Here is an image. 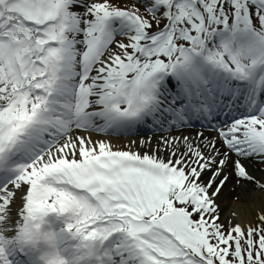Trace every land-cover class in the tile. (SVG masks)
<instances>
[{
    "label": "bare ground",
    "instance_id": "obj_1",
    "mask_svg": "<svg viewBox=\"0 0 264 264\" xmlns=\"http://www.w3.org/2000/svg\"><path fill=\"white\" fill-rule=\"evenodd\" d=\"M77 0L71 1L70 9L74 11L72 17L79 20V15L82 13H88L87 19H96L99 22L95 26L89 23L82 37L89 40H93V35L99 30L102 21L105 18L104 12H101V8L97 5L89 6L88 8H77ZM70 32L71 28L67 27ZM66 30V32H68ZM213 35V34H212ZM211 40L214 41L217 35H213ZM73 40L69 39V42ZM129 38L121 37L120 39H115L107 47L106 53L102 59L93 65L92 72L87 78V94L90 95L89 102L93 103L96 107L111 106L107 113L99 115L98 118L92 122L91 128L88 132L80 133L77 126L72 127V131L67 135L62 142L52 149L48 154L36 159L32 163V167L26 169L24 174H22L14 183H12L7 190L0 192V264H7L9 259L16 256V249L20 246V235H19V224L22 220V210L20 208L22 204V191H25L29 185V181L34 177L42 174L44 171L52 170L60 165H70L73 163H83L86 161V166H96L99 164L107 162V168H113V173L111 175L110 184L118 189L119 193L117 196L128 197L132 194H139V197L135 195L134 198H130V203L141 204L142 209L138 210V213L143 215V218L150 217L151 213H154L156 209L150 208L145 210L143 204H151L153 198L158 195H164V197H169V195L177 194L180 197V201L186 203L188 201V209L193 211H200L201 208L196 205H190L191 193L184 188L186 183H190L189 188L193 190L197 188L198 193H206L205 198L207 200L204 202L207 205L209 202L215 209H219L221 212L222 219L229 220L232 223V228L235 230H248L252 227L256 221L264 214V151L261 150L259 146L261 140L264 143V135L260 134L261 125H264V66L258 73V78L252 80V78H243L241 80L245 81L247 84L241 85L240 88L231 89L227 88L228 100L234 99L239 101V112H259L261 118L256 121H245L240 124L231 127L227 138L229 139V145H234L236 148L244 150V152L252 151L249 155L244 156H229L227 154L228 148L224 145L223 140L217 135H209L206 133L198 132H188L173 135H165L157 138H136L127 139L115 136H104L105 124L104 122L108 114H111L116 109V104L118 103L115 97H108L111 92H116L118 84L112 83L113 89L108 85L109 78L113 77L116 73L115 68L118 67L122 61L126 60L127 56V44H129ZM216 48H219V41L214 44ZM89 45H86L88 48ZM213 47V45H212ZM38 48L34 50L37 51ZM5 51H0V73H9L6 77L8 80L2 79V84L9 86L16 84L15 76L12 72V67L10 66V58L5 54ZM182 70L185 71L187 75L191 78L196 79L199 76L198 69L193 66H187L184 62L179 63ZM229 69V68H228ZM147 73V71H146ZM177 72H175L176 74ZM235 75L234 72L231 73ZM210 86L221 94L222 83L219 81L218 89L216 87L217 80L211 79ZM10 85L8 82H10ZM187 76L182 77V83L184 89H187L188 84ZM196 82L195 80L192 83ZM8 84V85H7ZM240 84L239 82L236 84ZM195 85H198L195 83ZM202 84L199 83V87ZM225 85V84H224ZM235 87V86H233ZM195 88V87H194ZM193 89V87H191ZM226 92V91H225ZM227 93V92H226ZM231 93V94H230ZM236 94H238L236 96ZM118 95V94H117ZM242 95V96H240ZM250 101V102H247ZM260 103V105H256ZM241 104V105H240ZM12 109H5L0 112V141L10 133L9 121L5 118L7 115H13ZM115 116L116 114H112ZM98 134H97V133ZM263 138V139H262ZM198 144H201L199 146ZM198 145V146H197ZM205 148V149H203ZM210 152V155L208 152ZM264 150V149H263ZM228 155L229 162H246L242 175L245 178H240L237 176L235 171L238 169L234 165L231 166L225 161L223 165H228L225 169H221L216 162V157H224ZM111 155L112 158H109ZM231 155V154H230ZM251 157L250 160H246L244 157ZM100 157L97 164H93L92 160ZM132 159H137L140 161L151 160L159 163L162 168L171 170L175 169L176 174L179 175L172 177L168 170L167 172L155 171L154 168L150 166L142 165L140 169L135 168L132 164ZM246 160V161H245ZM121 164L120 167H116ZM125 165V167H122ZM207 165V166H206ZM209 166H213V170L208 169ZM82 167L80 170H83ZM76 179L73 180L74 183L82 181L78 177V172H74ZM178 176H182L181 180H176ZM88 180L90 178H82ZM68 182L67 179L53 180L52 184H47L41 187V197L39 205L41 210L46 214H55L54 221L58 220L67 212L70 214L73 207L75 214H71L69 224L71 229H76L86 234L91 235L96 233L97 239L100 243L113 242L114 246V260L115 264H145L146 262L141 259L138 251H134L132 240L129 236L127 230V223H131L129 218L124 219V224L121 228L113 227L112 224L115 215L118 211L126 210L131 211L128 206L121 207L110 205H99V207L90 208V203L82 205L78 200L80 199L75 193V198L72 195L73 190L66 189L69 185H59L58 183ZM88 183V182H87ZM104 187V186H103ZM95 189V188H94ZM102 190V187L101 189ZM198 196V195H197ZM140 198V201H139ZM165 199V198H164ZM168 200V198H167ZM163 204V203H161ZM82 206L88 208V212L83 211ZM118 209V211H115ZM91 211V213H89ZM137 214V210H134ZM96 213V214H95ZM102 213H108L104 219L101 216ZM99 215V216H98ZM124 215V214H123ZM151 220V219H147ZM108 221V222H107ZM128 221V222H127ZM103 223L108 224V230H112L111 227L116 231L114 235L110 233L105 234L102 226ZM56 223L53 224L55 226ZM110 234V235H109ZM65 238V239H64ZM61 241L57 242V245H63L64 249L68 252L74 253L73 249L76 248L75 245L68 243L69 239L64 236ZM66 239L68 241H66ZM163 256V253L161 254Z\"/></svg>",
    "mask_w": 264,
    "mask_h": 264
},
{
    "label": "rangeland",
    "instance_id": "obj_2",
    "mask_svg": "<svg viewBox=\"0 0 264 264\" xmlns=\"http://www.w3.org/2000/svg\"><path fill=\"white\" fill-rule=\"evenodd\" d=\"M42 1H45L46 5ZM6 2L7 7L14 6L15 10H28L30 19L46 20L49 17L61 16L63 12L60 0H36V3L31 4L29 0ZM150 2L156 3L155 11L146 12L143 8L121 3L118 0H108L102 7L109 12L122 13L129 10L135 13L129 12L128 15L131 17L135 15L140 21L133 19L131 24L134 30L126 34L132 39L135 38L136 32L138 35L142 32L144 34L142 38L151 37L155 49L153 55H157V62H168L173 56H179L183 44L204 50L205 42L201 37L207 31L205 28L202 29V26L207 27L216 21L214 19L223 24L220 28L228 27L227 30L232 31L236 39L238 54L228 52L225 49V36L221 39L220 44L228 52L222 55L227 60L238 57L239 61L248 66L252 60L255 64L264 57V0L148 1ZM258 2L260 6L256 5ZM50 3L53 5L50 6ZM43 13L45 16H42ZM146 163L160 170L159 163L152 159ZM169 173L172 177L175 176V173ZM188 184L186 183L184 188L190 192ZM152 202L166 204L160 208L158 215L153 216L154 222L141 219L143 215L138 213V210H141L142 206L137 203L129 204L132 209L137 210L136 216H133L132 212L127 216L129 215L133 223L129 228L132 229L134 236L140 239V248L148 253L150 250L153 258L162 252L166 255V263L170 260L171 264H264V214L252 229L240 233L231 226H222L221 212L218 210H208L191 217L177 194L171 193L168 200L164 195H158ZM147 206L149 204H143V208ZM151 206L153 207L152 204ZM188 211L194 214L191 210ZM182 214L189 216V220H186L187 218ZM218 216L220 218L216 221L215 218ZM185 220L188 223L184 224ZM197 221H202V224H197ZM164 231L167 233L165 234ZM170 246L176 247L173 253L169 252Z\"/></svg>",
    "mask_w": 264,
    "mask_h": 264
}]
</instances>
